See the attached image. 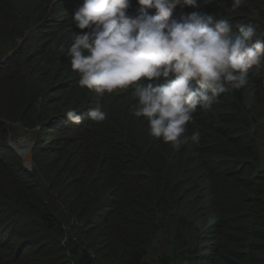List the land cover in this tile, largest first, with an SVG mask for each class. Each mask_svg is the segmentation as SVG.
<instances>
[{"label": "trees", "instance_id": "obj_1", "mask_svg": "<svg viewBox=\"0 0 264 264\" xmlns=\"http://www.w3.org/2000/svg\"><path fill=\"white\" fill-rule=\"evenodd\" d=\"M81 4L0 0V264H264V60L198 107L187 134L199 143L173 149L133 115L134 88L98 99L79 86L66 53L87 31L72 19ZM220 4H181L173 18L215 14L264 38V0ZM20 127L30 168L10 143Z\"/></svg>", "mask_w": 264, "mask_h": 264}, {"label": "clouds", "instance_id": "obj_2", "mask_svg": "<svg viewBox=\"0 0 264 264\" xmlns=\"http://www.w3.org/2000/svg\"><path fill=\"white\" fill-rule=\"evenodd\" d=\"M246 2L230 0V10ZM137 3L139 12L130 15V0H82L72 19L87 31L75 34L67 49L71 69L79 74V86L98 99L134 88L132 113L147 121L152 137L173 149L199 143V132L187 134L193 114L198 107L208 109L221 93L248 83L249 70L264 60V38L244 23L236 25L234 35L233 25L215 14L173 18L178 5L194 7L197 0ZM65 115L71 123H81L78 111ZM88 118L99 123L107 114L97 106Z\"/></svg>", "mask_w": 264, "mask_h": 264}, {"label": "rangeland", "instance_id": "obj_3", "mask_svg": "<svg viewBox=\"0 0 264 264\" xmlns=\"http://www.w3.org/2000/svg\"><path fill=\"white\" fill-rule=\"evenodd\" d=\"M11 145L23 156L26 167L30 168L32 166V147L34 145V140L31 133L26 129L19 128L15 133L13 139H10ZM154 258H149L153 264Z\"/></svg>", "mask_w": 264, "mask_h": 264}]
</instances>
